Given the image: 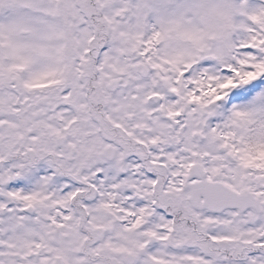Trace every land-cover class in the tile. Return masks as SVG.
<instances>
[{"label":"snow or ice","instance_id":"1","mask_svg":"<svg viewBox=\"0 0 264 264\" xmlns=\"http://www.w3.org/2000/svg\"><path fill=\"white\" fill-rule=\"evenodd\" d=\"M0 264H264V0H0Z\"/></svg>","mask_w":264,"mask_h":264}]
</instances>
